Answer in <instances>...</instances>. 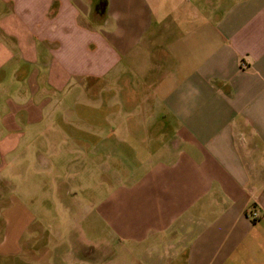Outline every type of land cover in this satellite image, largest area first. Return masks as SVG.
<instances>
[{
	"label": "crops",
	"instance_id": "0c3cea01",
	"mask_svg": "<svg viewBox=\"0 0 264 264\" xmlns=\"http://www.w3.org/2000/svg\"><path fill=\"white\" fill-rule=\"evenodd\" d=\"M3 3L0 264H264V0ZM69 80L84 130L49 110ZM65 138L116 158L100 231L62 227L19 163Z\"/></svg>",
	"mask_w": 264,
	"mask_h": 264
},
{
	"label": "rangeland",
	"instance_id": "374dc122",
	"mask_svg": "<svg viewBox=\"0 0 264 264\" xmlns=\"http://www.w3.org/2000/svg\"><path fill=\"white\" fill-rule=\"evenodd\" d=\"M0 13V17L8 14L9 6L7 3H3ZM65 51L70 52V48L67 47ZM51 57V56H50ZM40 62V60L38 59ZM38 67L39 66H34ZM9 71L10 67H6ZM42 69V68H41ZM44 71V70H43ZM35 72V71H34ZM51 75V74H50ZM4 81H10V76L6 74L4 76ZM68 86L65 89L54 91L52 95V89H49L50 99L59 100V104H50L49 110L54 111L55 120L68 118L70 124L76 126V129L84 130L81 126H77L76 117L79 113L89 111L96 108V104H93L90 100L81 101V106H73V101L70 92L75 89L76 84L72 83L71 80L68 81ZM71 84L73 86H71ZM48 90V88H47ZM56 103V101H55ZM53 133V132H50ZM61 139V138H60ZM41 139L32 140V147H29L31 155L28 157L22 156L19 163L27 164L32 167L33 170H26V175L28 179L32 180V193L33 197L37 201H44V205L47 209L54 213L61 214L58 215V223L64 228L72 227H93V231H100L103 226L94 219H91V224L88 221V214H86L87 209L91 208L93 202L95 201L94 190H102L104 194L107 186L111 179L113 160H116L113 156L109 154L104 146L105 140H102V145L98 146L96 150H90L87 144V140H81L73 138H65L63 140H50L49 144L44 140L45 144H42ZM49 141V140H48ZM76 142L79 144L77 145ZM40 148H44L41 152ZM47 148V149H46ZM38 149V154L36 153ZM48 161L47 163L44 161ZM118 164L123 163V167L126 168V164L121 159H117ZM54 163V165H53ZM36 169V170H34ZM61 175V180H57L55 176ZM16 179L19 180V175H16ZM96 184L97 187L94 186ZM91 191H86V188H90ZM108 191V190H107ZM39 206L38 204H36ZM88 206L87 209H85ZM69 210H75V215L78 212L79 215L73 216L69 214ZM79 216V217H78ZM94 221V222H93ZM53 223V222H51Z\"/></svg>",
	"mask_w": 264,
	"mask_h": 264
}]
</instances>
